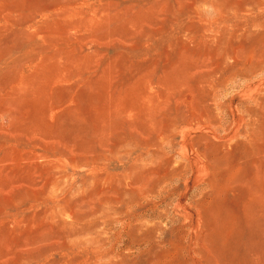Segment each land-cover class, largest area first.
<instances>
[{"label":"rangeland","instance_id":"obj_1","mask_svg":"<svg viewBox=\"0 0 264 264\" xmlns=\"http://www.w3.org/2000/svg\"><path fill=\"white\" fill-rule=\"evenodd\" d=\"M0 264H264V0H0Z\"/></svg>","mask_w":264,"mask_h":264}]
</instances>
